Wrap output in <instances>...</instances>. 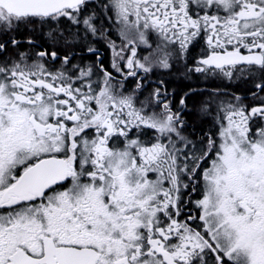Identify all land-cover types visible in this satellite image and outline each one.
<instances>
[{"label": "snow or ice", "instance_id": "snow-or-ice-1", "mask_svg": "<svg viewBox=\"0 0 264 264\" xmlns=\"http://www.w3.org/2000/svg\"><path fill=\"white\" fill-rule=\"evenodd\" d=\"M0 264H264V0H0Z\"/></svg>", "mask_w": 264, "mask_h": 264}, {"label": "flooded vegetation", "instance_id": "flooded-vegetation-1", "mask_svg": "<svg viewBox=\"0 0 264 264\" xmlns=\"http://www.w3.org/2000/svg\"><path fill=\"white\" fill-rule=\"evenodd\" d=\"M162 78L167 81V87L169 88L170 91L175 90L177 94V102L179 96L183 92L189 90L192 87L227 88L228 91L234 92L242 96H248L253 90V83L244 82V81L231 85H226V84H221L220 82H213V81L204 82L202 80L195 78L191 80H187L184 78L183 70L180 68H174L171 73L163 75ZM199 100H200L199 96H193L191 99H189L188 105L192 109V111L185 112L184 114V118L188 120L190 124H195L197 127H200V122L196 109V105H198ZM249 103H252V101H249Z\"/></svg>", "mask_w": 264, "mask_h": 264}]
</instances>
